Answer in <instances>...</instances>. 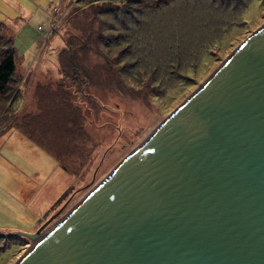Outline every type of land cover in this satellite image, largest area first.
<instances>
[{"label": "rangeland", "instance_id": "rangeland-1", "mask_svg": "<svg viewBox=\"0 0 264 264\" xmlns=\"http://www.w3.org/2000/svg\"><path fill=\"white\" fill-rule=\"evenodd\" d=\"M61 1L0 0L22 85L12 121L0 129L1 235L34 234L51 218L45 231L57 224L264 25V0H105L103 9L118 5V28L100 56L92 52V63L80 59L94 76L88 83L61 75L62 47L53 46L86 29L79 2L90 0ZM19 4L31 10L29 22L18 19ZM37 48L46 66L35 76L43 69L33 63ZM15 130L56 156L65 172ZM32 244L0 240V264H17Z\"/></svg>", "mask_w": 264, "mask_h": 264}, {"label": "water", "instance_id": "water-1", "mask_svg": "<svg viewBox=\"0 0 264 264\" xmlns=\"http://www.w3.org/2000/svg\"><path fill=\"white\" fill-rule=\"evenodd\" d=\"M17 264H264V25Z\"/></svg>", "mask_w": 264, "mask_h": 264}, {"label": "trees", "instance_id": "trees-1", "mask_svg": "<svg viewBox=\"0 0 264 264\" xmlns=\"http://www.w3.org/2000/svg\"><path fill=\"white\" fill-rule=\"evenodd\" d=\"M68 1L71 5L72 2L70 0H66L67 3ZM79 1H85V0H79ZM108 1H111V3L123 2V0H108ZM130 1L132 0H126V3L129 2V4H131ZM79 3H80L79 5L84 3L83 7L85 8L82 10L83 12L81 16L83 17L84 20H86L87 23L85 25L86 29L81 30V28H79L78 30L80 31H78L76 28H74L77 32H80V34L78 33V35L76 34L75 38H71L68 41H66L65 45L53 46V48L62 47L61 48L62 50L56 57L58 59V68L61 71V75L63 77L65 76L66 78H70L74 76H79L82 79L87 80V82L89 83V81L94 82L93 80L94 76L88 72L85 66H83L80 59H83L85 63L88 62L87 61L88 59L90 63H92V58H91V55L93 54L92 52H95L96 56L98 55L100 56L101 53L99 49L100 48L103 49L107 47L104 44V40L113 37L114 32L118 28L116 23V21H118L117 20L118 11L116 10L118 9L117 8L118 5L111 6L116 8L114 9V11H111L109 8L103 9V7L100 6V5H105L107 3L105 2V0H90L87 2H79ZM136 13L132 14V16H135ZM128 14L130 15V10H128ZM9 30L12 31L10 27L7 26L6 24L0 23V129H2V131H4L3 128L7 126L8 121L10 120L12 121V116H9L10 111L11 110L13 111L14 104L19 99V94L22 86L17 71L18 56L16 55L13 44L14 34H11ZM52 35L54 34L51 33L48 38H46L45 36L43 41L46 42L50 37H52ZM56 40L58 41V39ZM209 46L207 48L208 50H209ZM50 53L51 52H49V54ZM53 54L54 53H52V55ZM68 70H70V72L72 71V73L68 74ZM72 80L77 81L76 78ZM79 83L80 80H78V84ZM60 91L59 92L64 97H67L68 100L71 99L70 94H68L66 90L61 88ZM41 95H45V94L41 93ZM12 125H14V122H11L10 126ZM53 157L58 161L59 165L62 166V163L59 162V159L56 156ZM11 238H16V237H11ZM3 239H8V238H0V240ZM1 253L2 250L0 251V254Z\"/></svg>", "mask_w": 264, "mask_h": 264}, {"label": "crops", "instance_id": "crops-1", "mask_svg": "<svg viewBox=\"0 0 264 264\" xmlns=\"http://www.w3.org/2000/svg\"><path fill=\"white\" fill-rule=\"evenodd\" d=\"M62 3H66V0H62L61 2H60V4H62ZM60 4H58L57 6H52L51 8H50V10L48 11V12H54V13H57V11H58V6L60 5ZM17 7V9L18 10H20L21 12L19 13V16H20V18H18L20 21H24V23L27 21V22H29L30 20H25V17H27V16H29V17H31L30 15H31V10L29 9V7L26 9V7L25 6H23V5H21V4H19V5H17L16 6ZM52 9V10H51ZM23 23V24H24ZM51 23V22H50ZM4 24V23H3ZM40 27V26H39ZM38 27V28H39ZM38 28H37V30H38ZM44 28V27H43ZM39 32H42V31H40V30H38ZM14 33V32H13ZM54 43H58V45H59V42L58 41H55ZM40 51H39V48H37V50H36V52H35V56L33 57V63H34V60L37 58L38 60H37V64L39 65V67H42L43 69H39V68H37L36 70H35V76L37 75V72H40V73H44L45 72V68H44V66H46L45 64H43L42 63V65H41V61L43 62V60L44 59H46L45 58V55H44V53H42V51L39 53ZM46 54H48V53H46ZM48 55H51V54H48ZM36 65V64H35ZM28 67H30V64H28ZM13 131V130H12ZM12 131H10V133H12ZM16 131V130H15ZM4 132V131H3ZM16 132H18V131H16ZM10 133H6L7 135H9ZM18 135H20L21 133H17ZM22 135V134H21ZM23 136V135H22ZM23 137H25V136H23ZM26 138V137H25ZM27 140H28V142L31 144V145H33L34 147H36V148H38V149H41V148H39L37 145H35V144H33L28 138H26ZM45 154H47L48 156H50V157H52L55 161H56V164L58 165V167L62 170V171H64L65 172V170L58 164V162H57V160L52 156V155H50L49 153H47L46 151H44L43 149H41ZM68 174V173H67Z\"/></svg>", "mask_w": 264, "mask_h": 264}, {"label": "bare ground", "instance_id": "bare-ground-1", "mask_svg": "<svg viewBox=\"0 0 264 264\" xmlns=\"http://www.w3.org/2000/svg\"><path fill=\"white\" fill-rule=\"evenodd\" d=\"M34 244H35V242H33V244H32L30 247H28V248L26 249V253H24V251H23V254H24V255L27 254V252L30 250V248H31ZM21 255H22V253H21ZM24 255H22V256H24Z\"/></svg>", "mask_w": 264, "mask_h": 264}, {"label": "built area", "instance_id": "built-area-1", "mask_svg": "<svg viewBox=\"0 0 264 264\" xmlns=\"http://www.w3.org/2000/svg\"><path fill=\"white\" fill-rule=\"evenodd\" d=\"M44 28L43 27H39V30H43ZM51 31V30H50ZM50 34V33H49ZM49 34H48V36H46V38H48L49 37ZM47 35V34H46Z\"/></svg>", "mask_w": 264, "mask_h": 264}]
</instances>
